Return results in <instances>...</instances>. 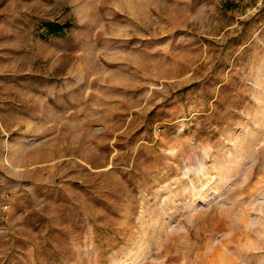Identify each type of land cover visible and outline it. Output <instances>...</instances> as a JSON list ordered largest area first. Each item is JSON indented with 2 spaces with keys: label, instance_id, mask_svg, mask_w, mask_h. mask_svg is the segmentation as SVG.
Masks as SVG:
<instances>
[{
  "label": "rangeland",
  "instance_id": "obj_1",
  "mask_svg": "<svg viewBox=\"0 0 264 264\" xmlns=\"http://www.w3.org/2000/svg\"><path fill=\"white\" fill-rule=\"evenodd\" d=\"M0 264H264V0H0Z\"/></svg>",
  "mask_w": 264,
  "mask_h": 264
},
{
  "label": "trees",
  "instance_id": "obj_2",
  "mask_svg": "<svg viewBox=\"0 0 264 264\" xmlns=\"http://www.w3.org/2000/svg\"><path fill=\"white\" fill-rule=\"evenodd\" d=\"M47 27H48V32L51 34H56V33H60L64 30V28L66 26H61V25H58V24H47Z\"/></svg>",
  "mask_w": 264,
  "mask_h": 264
}]
</instances>
